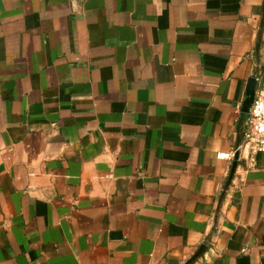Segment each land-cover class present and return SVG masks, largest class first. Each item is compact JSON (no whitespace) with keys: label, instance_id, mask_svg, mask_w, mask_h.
<instances>
[{"label":"crops","instance_id":"obj_1","mask_svg":"<svg viewBox=\"0 0 264 264\" xmlns=\"http://www.w3.org/2000/svg\"><path fill=\"white\" fill-rule=\"evenodd\" d=\"M253 76L264 0H0V264H264Z\"/></svg>","mask_w":264,"mask_h":264},{"label":"built area","instance_id":"obj_2","mask_svg":"<svg viewBox=\"0 0 264 264\" xmlns=\"http://www.w3.org/2000/svg\"><path fill=\"white\" fill-rule=\"evenodd\" d=\"M250 114V121L242 142L229 152L218 153L220 158L232 159L242 148H248L250 160L254 161L256 153L264 152V87L256 91Z\"/></svg>","mask_w":264,"mask_h":264},{"label":"water","instance_id":"obj_3","mask_svg":"<svg viewBox=\"0 0 264 264\" xmlns=\"http://www.w3.org/2000/svg\"><path fill=\"white\" fill-rule=\"evenodd\" d=\"M257 83H258V78L253 76L249 79L248 86H247L246 96H245V100H244L243 107H242V120L245 121L247 124L249 123L250 117H251L250 112H251V107H252L255 94H256ZM238 155L239 153L236 154L235 156L236 159ZM236 164H237V160L234 161L232 174L235 170ZM231 176H230V179H231ZM190 262L191 261H189L187 264H189Z\"/></svg>","mask_w":264,"mask_h":264}]
</instances>
